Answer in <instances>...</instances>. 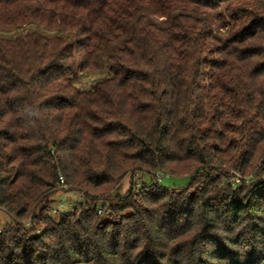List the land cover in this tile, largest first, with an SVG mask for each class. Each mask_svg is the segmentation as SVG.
<instances>
[{
  "label": "trees",
  "instance_id": "obj_1",
  "mask_svg": "<svg viewBox=\"0 0 264 264\" xmlns=\"http://www.w3.org/2000/svg\"><path fill=\"white\" fill-rule=\"evenodd\" d=\"M0 210V264H264V0H0Z\"/></svg>",
  "mask_w": 264,
  "mask_h": 264
},
{
  "label": "rangeland",
  "instance_id": "obj_2",
  "mask_svg": "<svg viewBox=\"0 0 264 264\" xmlns=\"http://www.w3.org/2000/svg\"><path fill=\"white\" fill-rule=\"evenodd\" d=\"M92 76H89L87 78H82L81 83L83 85H89V83L93 80ZM236 177L233 181L230 180V182H236ZM245 180L247 184H251L253 181L251 178L242 179ZM191 182V179L189 177H170L167 175L166 178H164L160 186L163 188H185L187 187ZM134 183L137 188L140 186L146 184H151V178L149 175H146L144 173L139 172L137 176L134 177ZM130 184V177H127L121 184L119 193L124 194ZM78 201V196L75 193H64V192H58L53 196V203L51 204V209L53 211H56L57 213L53 212V215L59 214V211L62 213H66L68 210L70 212L74 209L75 202ZM61 204L63 205L61 208ZM51 213V212H50ZM11 222V218L3 211L0 210V230L4 227L5 224Z\"/></svg>",
  "mask_w": 264,
  "mask_h": 264
},
{
  "label": "built area",
  "instance_id": "obj_3",
  "mask_svg": "<svg viewBox=\"0 0 264 264\" xmlns=\"http://www.w3.org/2000/svg\"><path fill=\"white\" fill-rule=\"evenodd\" d=\"M155 177H156V180L158 181V182H161L164 178H166L167 177V175H165L162 171H158V172H156V174H155ZM59 184H60V187L62 188V189H64V190H68V186L65 184V182H64V179L62 178V177H60L59 178ZM237 182H239V180L237 179L236 180ZM78 201H81V200H78ZM62 204H61V208H62ZM74 207H75V205H74ZM69 212H70V210H68ZM54 213H57L56 211H53ZM60 212V211H59Z\"/></svg>",
  "mask_w": 264,
  "mask_h": 264
}]
</instances>
